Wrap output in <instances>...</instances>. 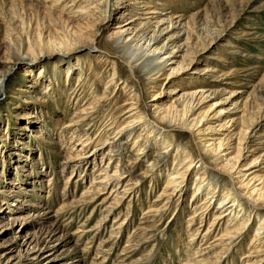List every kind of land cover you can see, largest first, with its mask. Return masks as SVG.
Listing matches in <instances>:
<instances>
[{"label": "rangeland", "instance_id": "374dc122", "mask_svg": "<svg viewBox=\"0 0 264 264\" xmlns=\"http://www.w3.org/2000/svg\"><path fill=\"white\" fill-rule=\"evenodd\" d=\"M262 94L264 0H0V264H264Z\"/></svg>", "mask_w": 264, "mask_h": 264}, {"label": "bare ground", "instance_id": "6f19581e", "mask_svg": "<svg viewBox=\"0 0 264 264\" xmlns=\"http://www.w3.org/2000/svg\"><path fill=\"white\" fill-rule=\"evenodd\" d=\"M142 2V3H141ZM143 2L144 1H138L137 3H141L142 5H143ZM145 4V6L147 7H149V6H151V4L150 3H144ZM118 6L120 7V1L118 2ZM143 8V7H142ZM150 8V7H149ZM134 11H136L135 9H131L130 10V12L128 13V14H132ZM154 12H157L156 10L155 11H153V13ZM137 14V13H136ZM181 17V16H180ZM179 18V17H178ZM180 20L182 19V18H179ZM178 21V20H177ZM182 25V27H181V29H186V30H190V27H189V25H188V22L187 23H183V21H181L180 22V26ZM191 25V24H190ZM155 30H154V32H156V27L154 28ZM201 30H203L204 31V29H201ZM207 30V33L204 35V34H202V35H204V36H206V38H208L209 37V39H211L212 41L213 40H217L218 38H219V36H220V31L216 28V29H214V28H207L206 29ZM205 30V31H206ZM162 32H163V30H162ZM156 33H159V34H161V32H160V30H158ZM203 33V32H202ZM143 34V33H142ZM158 34V35H159ZM158 35H157V37H154L153 38V40L154 39H157L158 38ZM160 36V35H159ZM151 41H152V37H151ZM86 43V42H85ZM234 47V46H233ZM200 54V53H199ZM131 61H128V65L129 64H131L130 63ZM78 65V64H77ZM140 66V65H139ZM147 66V65H146ZM133 67H136L135 65H134V63H132L131 64V70L133 71V73H135L134 72V70H133ZM139 68V67H138ZM142 68V67H141ZM145 68V67H144ZM143 69V68H142ZM207 69V68H206ZM144 71V70H143ZM151 72V71H150ZM150 75H152V74H150ZM153 77V76H152ZM81 86V87H80ZM79 87V88H78ZM83 88V85L81 84V82L80 83H78V85H77V88L75 89L76 91H80L81 89ZM237 92V89H235V90H233V92L231 93V96H232V99L229 101V103H228V105L229 104H232V102H233V104H234V102H236L237 103V101H238V95H236L235 93ZM240 92V91H239ZM137 95V94H136ZM261 101H262V103H261V105H258V108H257V112H256V115H254L255 116V118H254V120H256L250 127H248V129H251V128H255L254 126L255 125H257L258 124V121H259V119L261 120L262 118H264V94H262L261 95ZM140 99H141V97H140ZM227 102V100L226 101H224V103H226ZM126 104H131L132 106H130V108H128V109H126L125 110V112H124V114H129L130 112H132L133 110H135L136 108L134 107V105H137V104H139L137 101H135V100H132L130 103H126ZM232 104V105H233ZM235 105V104H234ZM138 106V105H137ZM262 106V107H261ZM227 108L228 107H224V108H222V110L224 111V109H226V111H227ZM225 111V112H226ZM170 112V111H169ZM224 112V113H225ZM243 112H245V111H243ZM259 114H261L260 116H259ZM170 114L168 113L167 115H166V118H168V116H169ZM98 116V115H97ZM129 116H132V115H129ZM165 118V117H164ZM175 120H174V118H172V121H170V124H171V126H178V124H176L175 122H174ZM263 121V120H262ZM138 122H143V120L142 119H139V120H137V121H135V123H128V124H126L124 127H122L119 131H117V135H119L121 132H124V135H125V137H126V141L124 142H122L121 143V145H123V144H126L127 142H130L129 140L130 139H133V138H135L136 136L137 137H139V133H138V126L139 125H136ZM151 121L149 120L148 121V123L146 124V125H144V128L146 129L147 128V126L148 125H150L151 123H150ZM173 124H172V123ZM160 123V125H159V129H160V132H164V129L166 130V131H168V129H167V127L168 126H166V125H164L163 123H162V121L161 122H159ZM162 123V124H161ZM260 123V122H259ZM155 125H158V123H155ZM165 126V127H164ZM181 126V125H180ZM143 127V126H142ZM155 127V126H154ZM157 127V126H156ZM156 127H155V130H157L156 129ZM170 127V126H169ZM182 127V126H181ZM183 127H187V128H189L190 127V125L189 124H185V125H183ZM144 128L143 129H141V130H144ZM175 129V128H174ZM255 130V129H254ZM163 132H162V134H163ZM138 134V135H137ZM160 136H162V135H160ZM170 137V142L171 143H173V135L171 136V135H169ZM166 137H167V135H166ZM173 137V138H172ZM156 141H159V140H156ZM135 142H137V141H135ZM164 144V143H163ZM162 144V145H163ZM121 145L119 144V145H117V146H114V147H112V148H110V152H112V151H120L121 149H122V147H121ZM146 146V145H145ZM165 147H167V146H165ZM146 147H144V149H145ZM162 159H164V157L162 158ZM201 160H202V158H201ZM157 161V160H156ZM199 162V161H198ZM197 162V163H198ZM193 163L194 162H192V163H190L187 167H185L186 169L185 170H189L190 169V167L193 165ZM198 171H200V170H198ZM100 174H105V173H102V172H100ZM182 174H184V172L182 173ZM107 177V176H106ZM105 176L103 177V180H101V183L102 182H106V178ZM184 177V176H183ZM70 178V177H69ZM177 178H179V176L177 177ZM180 178H182V177H180ZM210 181H212L211 179L210 180H208V181H206L205 183L206 184H211V183H209ZM184 182V179H181L180 181H171L170 183H169V185L170 184H172L171 186H169V188L171 187V189H172V187L174 188V190H176L182 183ZM203 184L204 183H202V184H198L197 185V187H198V189H197V191H199L202 187H203ZM90 190V189H89ZM262 190V189H261ZM173 193V192H172ZM210 194H208L207 195V197L208 198H212L213 197V192L211 191V192H209ZM263 195V194H262ZM166 196V195H165ZM168 196V195H167ZM264 196V195H263ZM162 197H163V195H162ZM161 198V197H160ZM207 198V199H208ZM263 198V197H262ZM163 199V198H162ZM229 199V198H228ZM250 200V199H249ZM225 201H227L226 199H223V200H221V205H220V207L219 208H222V206H223V203H225ZM254 202V201H253ZM230 204V205H229ZM227 205H229L228 206V209L230 210V212H234V213H236L237 211V207H244L245 205L244 204H241L240 203V201H234V200H229L228 201V203H227ZM206 209V208H205ZM158 210V209H157ZM239 212H241V211H238L237 213L239 214ZM160 213V212H159ZM237 214V215H238ZM251 214V213H250ZM197 215V214H196ZM225 217V215L223 214V213H219L218 215H216V217L214 218V221H213V223L212 224H215V222H217L218 220H222L223 218ZM217 225H220V222L219 223H217ZM261 227L259 228V229H263L264 228V220H262V223H261ZM244 226H246V225H243L242 227H244ZM241 227V228H242ZM263 227V228H262ZM117 228V227H116ZM241 228L240 229H238L237 231H234L235 233H237V234H239V233H241L242 231H243V229L241 230ZM239 230H241V231H239ZM225 232V231H224ZM233 232V233H234ZM260 233H262L261 232V230H259L256 234H260ZM232 233H222V236H217V238L215 239V240H222L223 242L224 241H229V240H231V242H232V238L235 236H233L232 237ZM243 235V234H242ZM242 235H238V236H236L237 238L238 237H240V236H242ZM224 236V237H223ZM260 236V235H259ZM259 236H257V238H255V240H254V242L256 243L257 242V240L259 239ZM259 241V240H258ZM259 244V243H258ZM210 247H212V246H208L207 247V250L208 249H210ZM248 257H250L249 255H248ZM223 258V257H222ZM249 264H251V263H249ZM252 264H254V263H252Z\"/></svg>", "mask_w": 264, "mask_h": 264}]
</instances>
